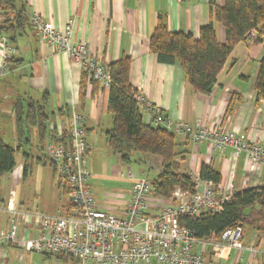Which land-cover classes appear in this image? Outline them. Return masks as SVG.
<instances>
[{
	"label": "crops",
	"instance_id": "0c3cea01",
	"mask_svg": "<svg viewBox=\"0 0 264 264\" xmlns=\"http://www.w3.org/2000/svg\"><path fill=\"white\" fill-rule=\"evenodd\" d=\"M216 1L220 5L225 2ZM210 2L211 0H16V5L18 10L25 9L28 16L41 14L57 29L63 30L73 21L72 40L87 41L92 53L103 62L110 64L123 55L131 56L132 84L144 94L147 101L159 107L173 120L190 125L201 123L221 131L238 130L247 138L264 144V99L258 100L255 90L264 42L247 40L238 44L210 95L195 92L186 82L178 64L161 63L150 50L149 42L157 26L159 13L167 15L171 31H184L198 37L201 27L211 20ZM2 20L0 11V25ZM216 29L219 40L225 43L224 27L216 23ZM4 37L7 36L0 34V63L4 58ZM9 45L13 49V60L9 61L7 74L0 80L2 139L5 140L4 136L7 134L12 135L11 139L18 146L15 105L18 102L27 104L34 101L41 104L48 116L45 140L47 144L51 137H60L67 132L71 102L76 100L77 109L85 116L88 156H96L101 150L106 155L108 152L110 156L112 151L108 146L107 131L113 127V118L108 112L109 89L99 82L96 88L78 63L44 41L31 25L16 35ZM232 60L235 61L234 65H231ZM233 94H236L237 100L232 105V110L227 113ZM143 113L145 120L150 123L145 109ZM39 135L36 126H27L24 149L31 155V161H36L38 157H43L40 161H48L44 156L45 146ZM178 139L183 143V149L188 151L186 159L181 162L182 166L196 179L202 164H212L221 172L223 184L230 182L232 174L235 175L233 183L236 191L264 184V165L251 171L250 161L244 154L237 155L232 148L223 151L215 149L209 142L194 144L183 135H179ZM20 156L22 159L17 161L16 168L20 167L21 173H15L16 168L12 172L15 182L22 177L26 178L23 176L25 160L22 152ZM51 167L54 178L53 166ZM120 168V165L111 168L105 161L98 166L96 160L92 159L88 184L101 209L124 215L131 197L133 180L120 177ZM32 173L33 168L28 176ZM135 177L137 178L136 175ZM55 184L57 194L41 198L35 204L30 203L23 195L18 198L16 190H11L14 192L15 207L22 211L68 214L70 202L67 194L57 182ZM11 191L2 190L0 180V201L5 206L9 202ZM165 202L164 199L152 196L150 212L160 211ZM11 217L9 211L0 213V236L10 229ZM33 220H20L21 237L25 236L27 230L31 235H37V224ZM248 231L246 227L244 243L257 248L258 252L255 254L248 250L240 252L215 246L210 242L203 247L196 244L195 250L201 252L207 261L221 260L230 264L235 260L240 264H247L250 259L255 258L256 264H264V235L253 228L248 238ZM0 264L92 263L66 254H40L10 244L0 246Z\"/></svg>",
	"mask_w": 264,
	"mask_h": 264
},
{
	"label": "built area",
	"instance_id": "2783aa9c",
	"mask_svg": "<svg viewBox=\"0 0 264 264\" xmlns=\"http://www.w3.org/2000/svg\"><path fill=\"white\" fill-rule=\"evenodd\" d=\"M30 24L44 41L78 63L90 79L98 81L107 89L110 88L112 76L108 63L92 53L87 41L72 40L73 21L63 30L57 29L41 14L34 13L30 16ZM2 41L4 58L0 63V80L7 74L13 51L7 37ZM136 98L140 107L146 110L149 122L186 136L194 144L209 142L218 150L231 147L236 150L237 155L245 153L250 161L251 171L264 165L263 143L246 139L241 132H224L201 123L190 125L175 121L147 101L140 91ZM66 130L68 145L52 138L45 146L44 155L53 166L58 185L66 191L70 212L63 214L19 210L14 205L12 192L6 206L0 201V213L6 210L12 214L11 227L0 236V246L16 244L22 249L40 254H66L92 264H226L221 260L207 261L201 252L195 250L196 244L203 247L209 242L240 252H258L257 248L245 245L241 226L226 229L220 239H203L195 237L179 221L180 215L222 211L224 204L236 192L233 176L225 184L198 180V189L194 194L177 188L172 197L166 199L161 210L152 213L149 210L153 196L151 181L147 178H136L129 169L126 175L133 180L131 197L124 215H117L98 206L88 184L91 175L87 165L88 133L85 116L77 109L76 100L71 102ZM62 136L63 134L60 135ZM15 173L20 174L21 168H16ZM30 218L37 224V235L33 236L27 230L25 236L21 237L19 222L21 219L28 221ZM241 258L242 256L239 257ZM230 264L240 262L233 260ZM247 264H256L255 258L250 259Z\"/></svg>",
	"mask_w": 264,
	"mask_h": 264
},
{
	"label": "trees",
	"instance_id": "16d2710c",
	"mask_svg": "<svg viewBox=\"0 0 264 264\" xmlns=\"http://www.w3.org/2000/svg\"><path fill=\"white\" fill-rule=\"evenodd\" d=\"M210 6L211 20L201 27L198 37L184 31H171L167 15L159 13L157 26L149 42L150 50L157 55L159 62L178 64L186 82L195 92L205 95L212 93L238 44L247 40L264 42V0H225L223 5L211 0ZM0 11L3 15L0 34H5L9 42L31 25L30 16L25 9H17L16 0H0ZM216 23L225 29V43L219 40ZM132 62L131 56L123 55L108 64L112 76L108 112L112 115L113 127L107 131V142L111 151L126 165L145 160L153 167L152 161L156 159L157 176L151 183L153 196L157 198L170 199L177 188L194 194L198 189V180L221 183L222 174L212 164H202L198 179L185 170L181 162L186 159L188 151L183 149L179 135L145 120L143 108L136 98L139 91L131 81ZM232 62L231 65H234L235 61ZM91 80L97 88L98 81ZM255 90L257 99H264V53L258 65ZM236 100V94H233L227 113L232 110ZM47 118L39 103L29 101L27 104L18 102L15 105L19 144L14 147L0 136L1 178L16 168L19 152H22L25 160L23 176L27 177L32 172L34 161L29 159L31 155L24 149L26 128L36 126L41 143L46 146ZM67 137L64 134L51 139L67 146ZM139 153L144 155V159L134 158ZM42 158L38 157L37 160ZM63 192L66 194L65 190ZM179 221L195 237L203 239H220L226 229L238 226L243 228L245 234L247 224L264 235V184L236 191L220 212L180 215Z\"/></svg>",
	"mask_w": 264,
	"mask_h": 264
},
{
	"label": "rangeland",
	"instance_id": "374dc122",
	"mask_svg": "<svg viewBox=\"0 0 264 264\" xmlns=\"http://www.w3.org/2000/svg\"><path fill=\"white\" fill-rule=\"evenodd\" d=\"M235 132L240 133L241 131L236 130ZM11 136L12 135H8V134L5 135L4 136V138H5L4 141H6L9 144H12L13 146H16L15 142L11 139ZM246 139H248V138H246ZM229 148H231V147H229ZM234 151L236 153V150H234ZM97 154L98 155L92 156V157L90 156L91 155L90 154L87 157L88 168H90L91 161L93 159V161L96 160L98 166L100 164H103L104 161L108 162L109 167H111V168L120 165L121 168H120V171H119V176L122 177V178H126L127 179V175L126 174H127V171L129 169H131L132 173H134L137 176V178H147V179H149L151 181L157 176V171L155 170V168L157 166V164L155 163L156 159H154V161H152L153 167L151 165H149V163L147 164V162L145 160H142V161H139V162L138 161H134V162L126 165V164L122 163L120 161V159L117 160V157L119 158V156L116 155V154H113L112 152H111L110 156H108V152H107V155H106L104 150H101ZM241 154L245 155V153H241ZM245 157H246V155H245ZM134 158L135 159L136 158L144 159V155L139 153V154L135 155ZM21 159L22 158H21L20 152H19L17 154V161H20ZM122 172L125 173V174L121 175ZM232 176L234 178L235 175L232 174ZM56 182L57 181H56L55 177L53 178V176H52V167H51L50 163L48 161H46V160H43V161L36 160V161H34L33 173H32L31 176H27L26 178L22 177L21 179L16 180V182H15V178H13V174L12 173L6 174L1 179V189L2 190H8L9 192L11 190L12 191L16 190L18 198L21 195H23L24 197H26V199L30 203L35 204L41 198H46L48 196H53L55 193L57 194V192H56L57 191V186L55 184ZM259 208H260V206L258 205L257 209H259ZM246 227L249 230L248 231V235H249L248 238H249L250 237V233L253 230V227L250 224H247ZM243 241H244V239H243Z\"/></svg>",
	"mask_w": 264,
	"mask_h": 264
}]
</instances>
